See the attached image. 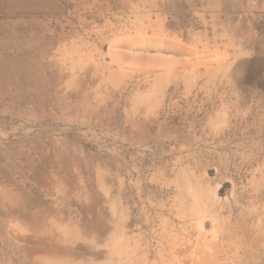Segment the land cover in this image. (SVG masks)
Masks as SVG:
<instances>
[{"label":"rangeland","instance_id":"1","mask_svg":"<svg viewBox=\"0 0 264 264\" xmlns=\"http://www.w3.org/2000/svg\"><path fill=\"white\" fill-rule=\"evenodd\" d=\"M0 264H264V0H0Z\"/></svg>","mask_w":264,"mask_h":264},{"label":"bare ground","instance_id":"2","mask_svg":"<svg viewBox=\"0 0 264 264\" xmlns=\"http://www.w3.org/2000/svg\"><path fill=\"white\" fill-rule=\"evenodd\" d=\"M190 3V2H189ZM219 13V12H218ZM225 17V16H224ZM2 40V39H1ZM251 44V43H250ZM49 69V68H48ZM241 84V83H240ZM243 88V87H242Z\"/></svg>","mask_w":264,"mask_h":264}]
</instances>
